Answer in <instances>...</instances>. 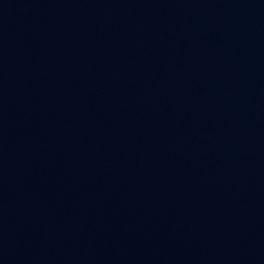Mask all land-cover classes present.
Returning <instances> with one entry per match:
<instances>
[{
	"label": "water",
	"instance_id": "water-1",
	"mask_svg": "<svg viewBox=\"0 0 264 264\" xmlns=\"http://www.w3.org/2000/svg\"><path fill=\"white\" fill-rule=\"evenodd\" d=\"M0 264H264V0H0Z\"/></svg>",
	"mask_w": 264,
	"mask_h": 264
}]
</instances>
